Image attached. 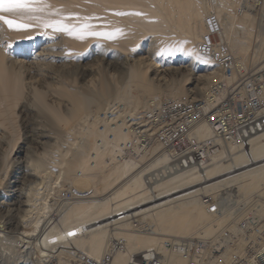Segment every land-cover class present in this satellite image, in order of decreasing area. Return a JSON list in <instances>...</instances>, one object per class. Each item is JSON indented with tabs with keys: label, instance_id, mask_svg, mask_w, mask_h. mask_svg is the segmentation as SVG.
<instances>
[{
	"label": "bare ground",
	"instance_id": "6f19581e",
	"mask_svg": "<svg viewBox=\"0 0 264 264\" xmlns=\"http://www.w3.org/2000/svg\"><path fill=\"white\" fill-rule=\"evenodd\" d=\"M251 1L44 0L48 7L35 13L41 20H61L76 28L88 24L92 27L85 31L110 34L83 38L80 33L44 28L26 13H0L31 25L16 31L0 21V27L8 31L2 34L4 39L12 35L18 40L11 49L0 44V115L13 124L12 111L17 105L25 118L32 112L36 115L34 103L45 94L63 108L55 112L58 121L53 130L39 131L34 125L36 116L31 126L27 123L30 143L11 152L10 172L8 154H1L0 213H25L16 215L17 220L27 224V235L40 252L44 248L60 258L64 248H70L94 260L108 256L111 264H129L148 248L159 250L164 240L216 236L240 215L229 211L213 215L204 197L213 199L232 190L245 197L257 192L264 201V132L245 149L223 144L199 170L166 169L163 154L143 163L141 158L153 153L138 156L135 147L132 151L139 160L122 155L125 141L135 134L131 123L154 103L200 101L206 109L213 108L215 89L223 81L221 66L213 59L218 41L230 47L233 64L242 66L244 72L264 67V5L257 7ZM254 16L262 26L252 49ZM206 20L220 29V37L204 34ZM63 39L71 46L66 52ZM28 46L33 49L30 53L24 50ZM200 49L207 56L194 65L192 53ZM6 50L10 53L7 59ZM99 62L106 70L123 73L136 93L128 95L127 84L112 88L101 81L94 95H85L83 87L91 85ZM18 68L26 73L20 75L15 71ZM190 71H194L191 81L183 84ZM75 72L84 83L81 86L70 81ZM173 75L180 79L167 83ZM161 82L164 89L159 91ZM111 100L115 103L110 105ZM122 101L125 104L119 109L117 103ZM196 122V118L188 121L196 139H210L209 125ZM4 142L9 146L10 142ZM95 178L99 187H92ZM254 206H260V215L264 213V202ZM70 232L75 234L69 237ZM237 241L235 250L226 249L206 264L243 260L247 238ZM172 258L185 263L177 256Z\"/></svg>",
	"mask_w": 264,
	"mask_h": 264
},
{
	"label": "built area",
	"instance_id": "2783aa9c",
	"mask_svg": "<svg viewBox=\"0 0 264 264\" xmlns=\"http://www.w3.org/2000/svg\"><path fill=\"white\" fill-rule=\"evenodd\" d=\"M251 3L261 7L264 0H252ZM216 47L214 58L221 66L223 81L215 89L217 101L213 108L206 109L200 101L163 100L154 103L156 105L148 113H142L137 121L131 123L135 134L124 142V157L136 158L151 151L153 154L141 158L143 163H149L163 154V167L166 169L199 170L207 165L209 157L223 144L245 149L253 138L264 132V67L244 72L242 66L233 64L234 59L223 41H218ZM195 118L209 125L210 139H196L188 124ZM134 147L141 155L136 156L132 151ZM262 197L257 193L240 196L232 190L220 192L215 203L211 197H204L203 203L209 206L213 215L223 216L227 211L234 216L240 215L221 228L216 236L164 240L159 250L157 247L148 248L129 264H178L173 256L182 259L184 264H206L226 249L235 250L239 237L247 238L246 255L233 264H264V213L260 215V206H254L257 202H264ZM10 214L0 213V264H111L108 256L94 260L70 248H64L60 258L44 248L40 252L27 235V224L22 225L17 220L18 226L12 227L7 223L6 217ZM6 239L14 243L9 245ZM114 247L117 249V246Z\"/></svg>",
	"mask_w": 264,
	"mask_h": 264
},
{
	"label": "rangeland",
	"instance_id": "374dc122",
	"mask_svg": "<svg viewBox=\"0 0 264 264\" xmlns=\"http://www.w3.org/2000/svg\"><path fill=\"white\" fill-rule=\"evenodd\" d=\"M255 18V24L253 25L254 26V28H253V35H254V41H253V46H252V49H253V47L256 45V39H255V37H256V35L258 34L257 32H260V26H262V23L259 21L260 19H258L259 17L258 16H254ZM257 19V20H256ZM261 24V25H260ZM205 25H206V27H204L205 29H204V34L205 35H207V36H209V37H216V39H217V37L219 36H221L220 34H218V31H220V29H214L212 26H210L209 25V22L206 20L205 21ZM7 30H6V28L4 29V27H0V44H1V42L2 43H4V44H6L8 47H9V49H11L10 47H12L15 43H16V41H18L17 40V38H16V40H14V38L15 37H13L12 35H10V33L8 34V35H10L11 37H13V38H9V39H4V35L5 34H7V32H6ZM222 31V30H221ZM5 33V34H4ZM2 34H4V35H2ZM56 34H60V33H56ZM8 35L7 36H5V37H8ZM63 37V36H62ZM64 41H62V47L64 48H66V50H65V48H64V51L66 52L67 51V49H70V44L68 43V41H66L65 39H63ZM220 40V39H219ZM259 41V40H258ZM7 42V43H6ZM15 42V43H14ZM9 43V44H8ZM69 44V46H68V44ZM2 45V44H1ZM0 45V46H1ZM31 47V48H30ZM28 48V49H27ZM26 49H24V50H26L28 53H30V52H32V46H28ZM226 48L228 49V47L226 46ZM1 49V48H0ZM7 52V53H6ZM201 52V49L200 50H198L197 52H194V53H192L193 55H192V58H193V60H194V62H193V64L195 65H197V63H198V60H199V58H202L201 56H207V55H205V54H201L200 53ZM228 52L230 53V54H232V52L230 51V47H229V49H228ZM3 54H5L4 56H5V59H7L8 58V56H10V53H9V50L7 51H4L3 52ZM189 57V56H188ZM190 59V58H189ZM188 58H187V60H189ZM203 59V58H202ZM213 59H215V58H213ZM206 61H208V60H211V59H205ZM204 60V61H205ZM215 61V60H214ZM213 61V62H214ZM197 62V63H196ZM213 62L211 63V64H213ZM215 63V62H214ZM23 69V70H22ZM44 69H49V67H44ZM22 70V71H21ZM52 70V69H51ZM54 70V69H53ZM15 71H17L18 73H20V75L22 74V75H24L25 73H26V71H25V69L24 68H18V69H16ZM193 72L194 71H190L189 73V76H187L186 78H191V75L193 74ZM76 74L75 75H73L72 76V80L70 79V81L71 82H74L76 85H79V86H81L82 84H84L83 83V81L81 80V78H80V75H78L77 74V72H75ZM113 73V74H112ZM221 74V73H220ZM123 76V73H121V72H111V71H109V70H106L104 67H103V65L99 62L98 63V65H97V67H96V73H94L93 74V76H92V78L90 77V79L92 80V83H91V85L89 86V88H88V85H87V87H83V91H85L86 93H85V95H94V93H95V91L96 90H98L99 89V86H100V84H103V83H106V84H108L110 87H112V88H114L116 85L117 86H119L120 88L123 86V85H125V84H127L126 83V78L127 77H122ZM174 76V75H173ZM171 77V78H167L166 80V82L167 83H169V82H172V81H178L180 78L179 77H176V76H174V77ZM101 79V80H100ZM120 79H121V81H120ZM188 79H186V80H188ZM123 80V81H122ZM102 81V82H101ZM125 81V82H124ZM191 81V79H189L188 81H184V83L183 84H187V83H189ZM101 82V83H100ZM100 83V84H99ZM155 84H156V82H154ZM121 84V85H120ZM123 84V85H122ZM164 82H161L160 84H159V91L160 90H163L164 89ZM114 86V87H113ZM186 86V85H185ZM184 86V87H185ZM85 88V89H84ZM186 88V87H185ZM125 89H127L126 90V93L128 94V95H132V94H135L136 93V90H135V88H134V86H131V83H128L127 85H125ZM187 89V88H186ZM157 93H158V91L157 92H154L153 93V97L154 96H156L157 95ZM25 96H26V94H25ZM151 96V97H152ZM43 103H45V105H43ZM112 103H115V101H113V100H111L110 101V105L112 104ZM117 103V102H116ZM118 105V108L119 109H121V107L123 106V104H125L123 101L122 102H119V103H117ZM120 105V106H119ZM122 105V106H121ZM34 106L36 107V111H37V114L36 115H34V113L35 112H32L31 114H28L27 115V117L25 118L24 117V115L23 114H21V107H20V105H17L16 106V108L15 109H13L14 111H12V112H14V116H13V124H11V122L9 121V123H8V121L6 120L5 121V119H3L4 118V115H0V128H1V130H2V132H0V156H1V154H3L4 152H7V154H8V160H7V164H8V166H7V168H8V172H10L11 171V169L13 168V164H12V158H11V152L13 151V150H17V147L18 146H21L23 143H30V139H29V135H28V129H29V125L27 124V123H29L30 124V126H31V124L33 123L32 121H33V119L35 118L34 116H36V118H35V122H34V125H35V127L39 130V131H42V130H53V128L55 127V123L58 121V118H57V116L55 115V112H62V110H63V108L61 107V106H59L57 103H53L52 102V100L49 98V96L48 95H44V98L42 99V100H37L36 99V102L34 103ZM61 108V109H60ZM144 108V107H143ZM143 108H141L140 110H139V113L140 112H142V109ZM0 109H2V108H0ZM57 109V110H56ZM103 112V111H102ZM102 112H100L99 113V116H100V118H102ZM101 114V115H100ZM17 115V116H16ZM3 117V118H2ZM6 117V116H5ZM23 117V118H22ZM55 117V118H54ZM113 117V116H112ZM33 118V119H32ZM53 118V119H52ZM22 120V121H21ZM25 120V121H24ZM27 120V121H26ZM3 122V123H2ZM5 122V123H4ZM24 122V123H23ZM39 124V125H38ZM42 124V125H41ZM26 125V126H25ZM98 126H100V125H98ZM111 127H113V126H111ZM99 129L101 130L102 128H101V126L99 127ZM27 133V134H26ZM28 135V136H27ZM4 140H6V141H8V142H10L9 143V146H6L5 145V142H4ZM223 177V176H222ZM222 177H220V178H222ZM99 183H98V179L97 178H95V180H94V185L92 186V187H94V186H96V187H99V185H98ZM91 188V186L89 187V189ZM68 190H65V192H64V194H65V196L67 197V194H68ZM255 193H257V192H255ZM252 193H250L249 195H251ZM257 194H259V193H257ZM217 197V196H216ZM212 198V197H211ZM213 199H215V197L213 198ZM54 208V207H53ZM55 209V208H54ZM53 210V209H52ZM15 213V212H14ZM51 213H55L54 211L53 212H51ZM20 215V214H19ZM19 215H17V216H19ZM6 221H7V223L9 224V225H11L12 227H15V226H18V224H17V217H16V215L15 214H10L9 216H7L6 217ZM226 224V222L225 223H223L222 225L224 226ZM223 226H221V227H223Z\"/></svg>",
	"mask_w": 264,
	"mask_h": 264
},
{
	"label": "snow or ice",
	"instance_id": "6c2138e0",
	"mask_svg": "<svg viewBox=\"0 0 264 264\" xmlns=\"http://www.w3.org/2000/svg\"><path fill=\"white\" fill-rule=\"evenodd\" d=\"M48 6L44 3V0H0V13H26L29 20L39 21L44 28L51 27L54 31L66 32L69 35L80 33L81 38L84 35L88 36H110L108 33L96 32V31H85L92 26L88 24L82 25L80 28L69 26L64 24L61 20H41V17L35 15V13H43ZM121 14V13H117ZM0 21L7 25L10 30H27L31 25L22 23L20 21L6 18L4 15H0ZM169 54H171L169 52ZM75 233H68V235H74Z\"/></svg>",
	"mask_w": 264,
	"mask_h": 264
}]
</instances>
